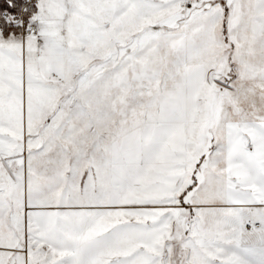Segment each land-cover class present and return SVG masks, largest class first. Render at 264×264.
Returning <instances> with one entry per match:
<instances>
[{
	"label": "snow or ice",
	"instance_id": "snow-or-ice-1",
	"mask_svg": "<svg viewBox=\"0 0 264 264\" xmlns=\"http://www.w3.org/2000/svg\"><path fill=\"white\" fill-rule=\"evenodd\" d=\"M0 264H264V0H0Z\"/></svg>",
	"mask_w": 264,
	"mask_h": 264
}]
</instances>
